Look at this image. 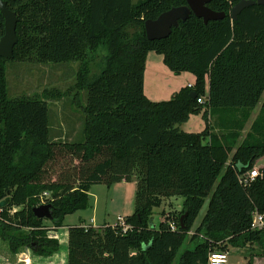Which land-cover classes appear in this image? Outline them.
I'll list each match as a JSON object with an SVG mask.
<instances>
[{
  "label": "trees",
  "instance_id": "1",
  "mask_svg": "<svg viewBox=\"0 0 264 264\" xmlns=\"http://www.w3.org/2000/svg\"><path fill=\"white\" fill-rule=\"evenodd\" d=\"M2 1L16 15L18 39L12 58L0 56V201L8 198L0 207V238L12 253L22 247L41 256L57 252L60 243L47 235L45 221L63 227L66 215L90 206L92 185L135 176L134 212L123 225L70 226L66 264H208L212 252L253 246L254 255L264 256V226L251 228L252 213H264V166L250 184L240 182L264 156V100L239 144L240 133L226 125L217 137L209 122L223 110L254 109L264 93V3L246 7L233 21L229 11L240 0H212L208 7L223 18L205 24L191 14L168 37L150 41L144 22L186 0ZM150 52L171 72L191 73L194 83L168 100H149L144 71ZM7 60L78 62V104L79 90L87 92L79 104L82 140H50L47 99L61 93L7 96ZM206 80L207 97L198 103ZM199 111L205 128L181 130ZM44 192L50 219L33 213ZM175 195L184 198L181 211L154 227L153 208ZM206 198V212L188 236Z\"/></svg>",
  "mask_w": 264,
  "mask_h": 264
},
{
  "label": "rangeland",
  "instance_id": "2",
  "mask_svg": "<svg viewBox=\"0 0 264 264\" xmlns=\"http://www.w3.org/2000/svg\"><path fill=\"white\" fill-rule=\"evenodd\" d=\"M158 59V60H156ZM158 65L165 67L162 62V56L155 52L149 53V60L144 77V93L149 100L162 101L170 99L172 92L179 90L180 84H185L184 77L191 75L189 72L175 74L168 68V76L158 74ZM78 62L61 63H36L19 62L7 60L5 63L6 89L7 96L10 98L20 95L40 94L44 90L61 93L58 97H48L49 130L50 140L53 142H77L83 138V114L79 104H85L86 90H79V104L76 102L75 95L77 89L74 86L76 82V73ZM179 77V78H178ZM184 82V83H182ZM205 93L201 96L206 99L208 92V82L204 85ZM264 100V93L256 107L246 113L238 110H223L209 116V122L213 128L212 132L217 136H223L226 133L225 126L232 129L231 134H239L237 144L251 131V126L255 121L261 103ZM205 121L202 119L201 111L193 112L188 120L180 125V129L185 132H201L205 128ZM264 166V156L256 162L255 167ZM135 176L130 181H117L109 186L103 184L92 185L90 188V206L84 210H78L72 214L66 215L61 229H54L49 221L45 225L49 228L48 236L57 237L60 243L66 239V231L70 226L83 224L85 226L94 225L96 227L102 224L114 225L119 223L118 217L123 218L131 215L135 210ZM183 197L180 195L168 196L162 198L159 206L153 208L151 222L154 227L163 221L166 216L177 215L181 211ZM208 198L195 217L191 226V235L193 229L200 223L206 212ZM118 220V221H117ZM64 228V229H63ZM126 229V228H125ZM1 239V238H0ZM7 243L1 239L0 243ZM66 244H62L59 253L65 251ZM258 249L256 246L249 248H229V261L235 264L247 263L249 258L251 262L255 258L264 256L254 255ZM262 264V260L258 262Z\"/></svg>",
  "mask_w": 264,
  "mask_h": 264
},
{
  "label": "water",
  "instance_id": "3",
  "mask_svg": "<svg viewBox=\"0 0 264 264\" xmlns=\"http://www.w3.org/2000/svg\"><path fill=\"white\" fill-rule=\"evenodd\" d=\"M212 0H186V4L179 7H172L162 12L156 19H148L144 22V30L148 40H160L168 37L172 28H176L180 21H184L193 14L197 18H201L206 24L212 20H218L225 16L224 12H216L208 7V3ZM264 0H240L234 4L230 11V17L234 21L243 9L254 4H262ZM0 12L4 18V34L0 37V56L4 58H12L14 46L17 43L16 24L17 18L13 11L9 10L6 3L0 0ZM190 96L195 98V93L191 92ZM8 198L0 201V207H3ZM33 213L38 218H51V205L41 204L33 208ZM183 217H180L181 226Z\"/></svg>",
  "mask_w": 264,
  "mask_h": 264
},
{
  "label": "crops",
  "instance_id": "4",
  "mask_svg": "<svg viewBox=\"0 0 264 264\" xmlns=\"http://www.w3.org/2000/svg\"><path fill=\"white\" fill-rule=\"evenodd\" d=\"M148 60H149V53L147 55L146 62H145V71L147 69ZM156 60H158V59H156ZM163 65L165 66L164 63H163ZM164 68H167V67L166 66L161 67L160 65H158V67H157L158 74L168 76V73H166L167 69H164ZM145 71H144V77H145ZM179 76H183V75L180 74ZM184 78L186 81V86L192 85L194 83L195 78L192 74L188 75V77H184ZM206 82H208V80H206ZM182 83H184V82H182ZM180 85H181V87H184L185 84H180ZM174 92L175 91H173L172 94ZM61 228L62 227H60L58 229H61ZM65 231L67 232L66 229H65ZM54 238H57V237L55 236ZM0 241H1V239H0ZM62 244H66V246H67V233H66L65 242L60 243V247L62 246ZM66 257H67V250L66 249H65V251H63L61 253H59V250H58L57 252L53 253L50 256H41V255L34 254L27 247H22L19 249V251L17 253H12L9 250L8 245L6 246L2 242L0 243V264H66V259H67ZM261 260H262V264H264V257L255 258L254 261L252 262V264H258V262ZM242 264H245V263H242Z\"/></svg>",
  "mask_w": 264,
  "mask_h": 264
},
{
  "label": "built area",
  "instance_id": "5",
  "mask_svg": "<svg viewBox=\"0 0 264 264\" xmlns=\"http://www.w3.org/2000/svg\"><path fill=\"white\" fill-rule=\"evenodd\" d=\"M190 86V85H189ZM198 103H203L204 99L199 98L197 100ZM260 174L258 168L254 167L249 170L246 174L240 177V182L243 185L250 184L258 175ZM48 192H44L40 199L41 204L45 203V199L49 197ZM119 223L123 225V222L120 217H118ZM117 220V221H118ZM264 226V213H259L258 211H254L252 213L251 220V228L252 229H261ZM170 230H176V226L173 223H170ZM208 264H235L229 261V253L228 252H212L208 257Z\"/></svg>",
  "mask_w": 264,
  "mask_h": 264
}]
</instances>
